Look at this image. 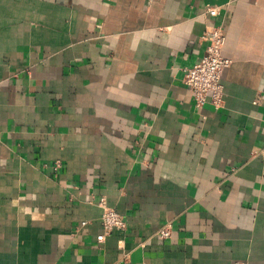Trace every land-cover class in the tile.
<instances>
[{
	"label": "crops",
	"instance_id": "0c3cea01",
	"mask_svg": "<svg viewBox=\"0 0 264 264\" xmlns=\"http://www.w3.org/2000/svg\"><path fill=\"white\" fill-rule=\"evenodd\" d=\"M0 264H264V0H0Z\"/></svg>",
	"mask_w": 264,
	"mask_h": 264
},
{
	"label": "built area",
	"instance_id": "2783aa9c",
	"mask_svg": "<svg viewBox=\"0 0 264 264\" xmlns=\"http://www.w3.org/2000/svg\"><path fill=\"white\" fill-rule=\"evenodd\" d=\"M207 12L215 15L217 8L208 7ZM202 39L206 41L204 55L190 67L183 68L182 82L191 93L195 108L201 110L205 104L214 109L221 108L224 103V91L221 83V73L231 64V60L222 55V47L225 41L224 30L221 24L214 25L205 30ZM100 223L102 236L100 240L113 230H124L126 223L123 216L115 209L108 206L103 198H100ZM84 224V223H82ZM157 234L162 238L171 235V223L161 225Z\"/></svg>",
	"mask_w": 264,
	"mask_h": 264
}]
</instances>
